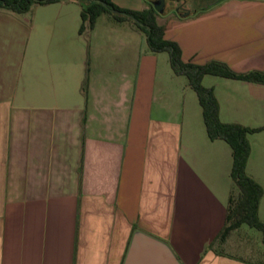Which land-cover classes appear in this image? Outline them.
I'll return each instance as SVG.
<instances>
[{"label":"crops","instance_id":"obj_1","mask_svg":"<svg viewBox=\"0 0 264 264\" xmlns=\"http://www.w3.org/2000/svg\"><path fill=\"white\" fill-rule=\"evenodd\" d=\"M130 9L145 0H112ZM79 0L0 7V264H122L141 228L182 264H264L258 228L225 238L232 152L211 139L196 91L130 18L81 25ZM184 61L264 72V0L157 14ZM219 118L260 127L247 173L263 188L264 83L205 73Z\"/></svg>","mask_w":264,"mask_h":264},{"label":"trees","instance_id":"obj_2","mask_svg":"<svg viewBox=\"0 0 264 264\" xmlns=\"http://www.w3.org/2000/svg\"><path fill=\"white\" fill-rule=\"evenodd\" d=\"M53 1L57 0H0V7L23 13L28 11L34 3ZM101 1L104 3L95 0H79L82 20L80 28L83 27L84 21L92 25L96 17L103 11L112 13L117 19H132L144 34L148 48L153 51H167L174 72L184 74L187 77L188 83L196 91L201 105L208 136L211 139L223 138L231 147L232 166L230 175L235 187L229 198L226 223L218 235L219 239L225 238L230 229L241 223H247L261 230L264 242V221L258 216V203L263 188L246 171V161L250 152L247 135L251 131L260 129V127H249L239 123L222 121L219 118V106L213 88L205 86L201 81L205 73H211L264 83V72L260 70L236 72L226 62L217 59L202 64L184 61L179 44L164 36V27L156 20L157 12L147 0H145L147 6L142 9L121 7L112 0Z\"/></svg>","mask_w":264,"mask_h":264},{"label":"water","instance_id":"obj_3","mask_svg":"<svg viewBox=\"0 0 264 264\" xmlns=\"http://www.w3.org/2000/svg\"><path fill=\"white\" fill-rule=\"evenodd\" d=\"M95 1L104 3L101 0ZM152 3L158 13L167 12L162 3ZM122 264H182V262L166 240L144 229L136 228L131 234Z\"/></svg>","mask_w":264,"mask_h":264},{"label":"flooded vegetation","instance_id":"obj_4","mask_svg":"<svg viewBox=\"0 0 264 264\" xmlns=\"http://www.w3.org/2000/svg\"><path fill=\"white\" fill-rule=\"evenodd\" d=\"M152 6L153 3L152 2H156L157 4H161L162 3V7L164 9H167V12L165 13H158L157 14H162V15H167L169 13H174L178 16H185V15H190V14H194L196 12H199L201 10H204L220 1L217 2H207L204 3L200 6L194 7L193 3L191 0H147ZM154 7V6H153ZM156 14V15H157Z\"/></svg>","mask_w":264,"mask_h":264},{"label":"rangeland","instance_id":"obj_5","mask_svg":"<svg viewBox=\"0 0 264 264\" xmlns=\"http://www.w3.org/2000/svg\"><path fill=\"white\" fill-rule=\"evenodd\" d=\"M192 1V3H193V6L194 7H197V6H200V5H202V4H204V3H209V2H217V1H220V0H191Z\"/></svg>","mask_w":264,"mask_h":264}]
</instances>
